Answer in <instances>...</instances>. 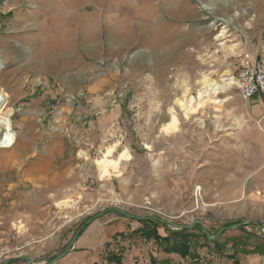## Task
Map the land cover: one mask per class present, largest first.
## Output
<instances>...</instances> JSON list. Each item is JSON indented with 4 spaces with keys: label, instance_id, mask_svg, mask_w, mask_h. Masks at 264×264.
I'll return each mask as SVG.
<instances>
[{
    "label": "rangeland",
    "instance_id": "obj_1",
    "mask_svg": "<svg viewBox=\"0 0 264 264\" xmlns=\"http://www.w3.org/2000/svg\"><path fill=\"white\" fill-rule=\"evenodd\" d=\"M113 12L126 40L103 31L88 54L82 17ZM0 52V121L11 131L0 139V264H51L104 211L53 264H116L112 253L122 264H264L253 252L264 247L253 224L264 232V98L244 99L237 84L244 60L264 66V0H0ZM228 77L230 89L185 115ZM174 115L179 129L166 134ZM103 161L117 164L105 177ZM114 209L200 220L212 237L248 224L209 239L225 252L195 241L199 224L189 229L197 262Z\"/></svg>",
    "mask_w": 264,
    "mask_h": 264
},
{
    "label": "trees",
    "instance_id": "obj_2",
    "mask_svg": "<svg viewBox=\"0 0 264 264\" xmlns=\"http://www.w3.org/2000/svg\"><path fill=\"white\" fill-rule=\"evenodd\" d=\"M138 222L143 226V228L138 231V233L142 236V238L148 241L154 239L156 242L166 243L168 253H172V252L178 253L184 259L193 258L194 260L199 262L200 258L195 252V249L192 244L193 236L188 234L189 229H184V230L177 231V232H170L168 225H164L160 223L159 221H156L153 219H140L138 220ZM160 226L165 228L168 231V233L170 234L169 236L172 238V240H170L169 238H163L160 236L159 234ZM199 231H200V238H197L195 240L196 242L204 239L206 242L214 244V248H216L217 250L218 249L221 251L224 250L225 252L226 246H224L223 244H220L219 240L210 241L207 235L204 234L202 229ZM119 237L121 238L122 235H120ZM114 240H117V239H114ZM253 252L264 256V247H259V249H256ZM107 261H109L110 263L122 264V256L112 253L108 255Z\"/></svg>",
    "mask_w": 264,
    "mask_h": 264
},
{
    "label": "bare ground",
    "instance_id": "obj_3",
    "mask_svg": "<svg viewBox=\"0 0 264 264\" xmlns=\"http://www.w3.org/2000/svg\"><path fill=\"white\" fill-rule=\"evenodd\" d=\"M205 7V6H204ZM207 7V6H206ZM209 11L213 12L212 8H207ZM135 10V9H134ZM136 12V11H135ZM138 12V11H137ZM55 22V21H54ZM215 21H213L210 25L213 26ZM61 23V18H59V16L56 18V24L59 27V24ZM57 27V28H58ZM49 45L52 46H58L60 47L61 43L59 40L57 39H50L49 40ZM48 46V47H50ZM72 53V52H71ZM4 68V61L2 58V54L0 52V70ZM235 84L234 79L228 77L225 81H224V85H211L209 89L205 88L202 89L199 93V97L198 99L195 98H191L187 101V105L184 107V112L186 116H190L193 115L194 113H196L198 111L199 108L205 106V104L210 101V100H214L216 101V97L217 95L222 92V91H226L228 89H230L233 85ZM3 103V97L0 94V105ZM13 112L9 111L7 112L6 116L10 117L12 116ZM179 129V120L178 118L174 115L171 123L165 128V132L166 134H171V133H175L177 132ZM11 136V131L10 128L8 126L7 121H0V139L1 140H7L8 138H10ZM23 149V148H22ZM17 158L19 157L16 156ZM107 161H103L101 163V166L103 165V163H106ZM99 163V164H100ZM107 165L103 166V177L108 176L109 175V165L111 164V162H107ZM115 169L117 164H115V162L113 164H111ZM102 171V170H101Z\"/></svg>",
    "mask_w": 264,
    "mask_h": 264
},
{
    "label": "crops",
    "instance_id": "obj_4",
    "mask_svg": "<svg viewBox=\"0 0 264 264\" xmlns=\"http://www.w3.org/2000/svg\"><path fill=\"white\" fill-rule=\"evenodd\" d=\"M112 18L109 21L106 22L105 18H101L98 22L96 18L92 17H82L83 22L81 27V31L86 34L85 40L87 41L84 43V49H86L88 54H96L97 47L91 44V41H94L96 38L98 39L103 31H105V35H109V38L115 39V40H126L127 37V23L125 20L120 21L119 20V14L118 12H113ZM108 23V24H107ZM135 29L136 23L134 22ZM148 31V30H147ZM85 240V241H84ZM87 239H82L78 242V244H84V246L87 244ZM80 246V245H79ZM84 248V247H81Z\"/></svg>",
    "mask_w": 264,
    "mask_h": 264
},
{
    "label": "built area",
    "instance_id": "obj_5",
    "mask_svg": "<svg viewBox=\"0 0 264 264\" xmlns=\"http://www.w3.org/2000/svg\"><path fill=\"white\" fill-rule=\"evenodd\" d=\"M237 84L244 99L264 98V66L257 60H244L239 66Z\"/></svg>",
    "mask_w": 264,
    "mask_h": 264
},
{
    "label": "water",
    "instance_id": "obj_6",
    "mask_svg": "<svg viewBox=\"0 0 264 264\" xmlns=\"http://www.w3.org/2000/svg\"><path fill=\"white\" fill-rule=\"evenodd\" d=\"M113 211H115V212H117V213L123 215L124 217L129 218V219L140 220L139 218H137V217H135V216H133V215H131V214H128V213H126V212H124V211H121V210H119V209H114ZM107 213H108V211H104V212H102V213H99V214L95 215V216L92 217L91 219H89V221H88L85 225H83V226L81 227V229L75 234V236H74L73 239L71 240L70 244L68 245L67 249H66V250H65L60 256H58V257H57V258H56L51 264H53V263H55V262H57V261L63 259L64 257H66V256H67V255H68V254L74 249V245H75V243L77 242V240H78V238H79V236H80V233L82 232V230L84 229L85 226H87V225H91L92 223H94L95 221H97L98 219H100L101 217H103L104 215H106ZM152 219H153V218H152ZM154 220L159 221L160 223H162V224H164V225H168V226H170V227H173V228H175V229H177V230L193 229V228L195 227L196 224H199V225L201 226V229H202V231L204 232V234H206L207 237H208L210 240H217V239L220 237V235H221L222 233H224L225 231L232 230V229H235V228H238V227H243V226H246V225L248 224V223H241V224L233 225V226H230V227H227V228H223V229H221V231H220L219 233H217V235H215V236L212 237V236L208 233V231L206 230V227L204 226V224L202 223V221H200V220H197V221H196L195 223H193L191 226L176 225V224H174V223H172V222L165 221V220H160V219H156V218H154ZM253 224L258 228V230H260L262 233H264V232L262 231V229H261V225H260L258 222H254ZM24 258H25V260L28 261V264H33L32 261H31L27 256H25Z\"/></svg>",
    "mask_w": 264,
    "mask_h": 264
}]
</instances>
